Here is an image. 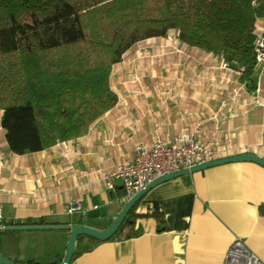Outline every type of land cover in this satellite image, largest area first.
I'll return each instance as SVG.
<instances>
[{
  "label": "crops",
  "instance_id": "crops-1",
  "mask_svg": "<svg viewBox=\"0 0 264 264\" xmlns=\"http://www.w3.org/2000/svg\"><path fill=\"white\" fill-rule=\"evenodd\" d=\"M261 26L260 19L256 28ZM182 46L169 75L152 83L155 75L149 76L148 88H133L126 98L112 85L113 73L125 66L123 60L116 64L110 86L118 104L83 137L14 155L0 127V228L43 219L47 225L105 229L127 199L119 183L108 191L102 175L130 159L133 146L149 143L156 130L163 139L192 133L202 144L213 143L219 158L264 159V75L243 82L241 69ZM74 201L81 209L69 215ZM136 211L161 214L166 230L160 232L154 218L139 219L140 236L96 243L71 264H222L235 239L264 263V168L255 163L224 164L161 183L138 201ZM14 232L18 252L3 239L5 257L41 264L63 260L68 231Z\"/></svg>",
  "mask_w": 264,
  "mask_h": 264
},
{
  "label": "trees",
  "instance_id": "trees-1",
  "mask_svg": "<svg viewBox=\"0 0 264 264\" xmlns=\"http://www.w3.org/2000/svg\"><path fill=\"white\" fill-rule=\"evenodd\" d=\"M263 16L264 0H0V127L9 151L37 153L85 136L118 104L110 86L113 67L135 44L165 39L170 31L180 43L241 69L242 81L250 83ZM137 205L106 242L140 236L137 220L143 218L166 230L161 214L137 213ZM15 234L0 231L2 256L3 239L18 252ZM96 243L79 236L72 261Z\"/></svg>",
  "mask_w": 264,
  "mask_h": 264
},
{
  "label": "built area",
  "instance_id": "built-area-1",
  "mask_svg": "<svg viewBox=\"0 0 264 264\" xmlns=\"http://www.w3.org/2000/svg\"><path fill=\"white\" fill-rule=\"evenodd\" d=\"M261 21L262 26L256 28L253 42V76L258 80L264 75V16ZM258 91L256 88V93ZM219 155L220 150L213 143L202 144L192 133L181 132L170 139H163L156 130L149 143L135 144L132 157L103 174L101 182L108 191H114L119 183L128 200L160 177L210 162L218 159ZM80 209V203L74 201L69 203L67 213L72 215ZM222 264L264 263L241 239H235L225 252Z\"/></svg>",
  "mask_w": 264,
  "mask_h": 264
},
{
  "label": "rangeland",
  "instance_id": "rangeland-1",
  "mask_svg": "<svg viewBox=\"0 0 264 264\" xmlns=\"http://www.w3.org/2000/svg\"><path fill=\"white\" fill-rule=\"evenodd\" d=\"M183 46L176 31H170L165 39L153 38L135 44L124 56V69L113 73L112 85L121 98H126L129 91L149 87L146 79L154 76L156 82L173 70L175 58L180 56ZM115 80V81H114ZM155 86V84L153 85Z\"/></svg>",
  "mask_w": 264,
  "mask_h": 264
},
{
  "label": "water",
  "instance_id": "water-1",
  "mask_svg": "<svg viewBox=\"0 0 264 264\" xmlns=\"http://www.w3.org/2000/svg\"><path fill=\"white\" fill-rule=\"evenodd\" d=\"M236 162H252L264 168V159L254 155H235L232 157L218 158L210 162L184 169L174 174L165 175L145 186L143 189L135 193L130 199L126 201L116 218L103 230L94 229L84 225H45V226H7L0 230L5 231H33V230H65L69 232V239L66 244L64 258L61 264H71L74 252L77 249V240L79 236H86L92 240L99 242L108 241L118 230L119 226L132 209V207L140 201V199L152 188L157 185L174 180L176 178L203 171L208 168L236 163ZM0 264H15L12 260L0 254Z\"/></svg>",
  "mask_w": 264,
  "mask_h": 264
}]
</instances>
